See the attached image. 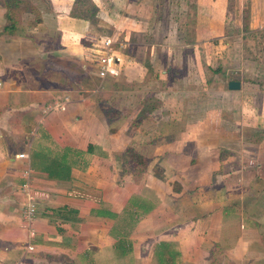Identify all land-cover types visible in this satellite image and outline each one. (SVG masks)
I'll return each instance as SVG.
<instances>
[{
	"label": "crops",
	"instance_id": "obj_1",
	"mask_svg": "<svg viewBox=\"0 0 264 264\" xmlns=\"http://www.w3.org/2000/svg\"><path fill=\"white\" fill-rule=\"evenodd\" d=\"M27 1L5 31L0 0V264H264V103L211 47L264 0Z\"/></svg>",
	"mask_w": 264,
	"mask_h": 264
},
{
	"label": "rangeland",
	"instance_id": "obj_2",
	"mask_svg": "<svg viewBox=\"0 0 264 264\" xmlns=\"http://www.w3.org/2000/svg\"><path fill=\"white\" fill-rule=\"evenodd\" d=\"M21 3L19 5H22V10L34 5H28L30 2L27 0H22ZM228 3L231 9L232 5H235V0H229ZM249 20L247 14L239 18L227 15V36L222 43L214 41L211 47L215 51L212 55L215 73L221 75L223 80H240L241 89L245 91L244 104L247 108L255 107L257 111L263 109L264 103V28L248 30ZM236 23L242 26L237 28ZM226 101L229 104L233 102L231 98Z\"/></svg>",
	"mask_w": 264,
	"mask_h": 264
},
{
	"label": "built area",
	"instance_id": "obj_3",
	"mask_svg": "<svg viewBox=\"0 0 264 264\" xmlns=\"http://www.w3.org/2000/svg\"><path fill=\"white\" fill-rule=\"evenodd\" d=\"M115 44H118V42H114L111 38L104 39L101 42V52L100 56L98 58V62L100 64L98 69V75L100 77H106L109 74H116L118 72V64L120 62V58L115 54L116 48L114 47ZM119 45V44H118ZM120 46V45H119ZM25 153L18 154V157H25ZM24 177H27L28 173L27 171H24ZM20 191L25 194L29 195L30 189L28 186V181L24 182L21 187ZM32 199L29 198V201L24 204L22 207V216L23 219L29 223L33 220L35 213H36V206L33 202H31ZM33 234V230H29V235ZM32 244H27V249L29 251L33 250Z\"/></svg>",
	"mask_w": 264,
	"mask_h": 264
},
{
	"label": "trees",
	"instance_id": "obj_4",
	"mask_svg": "<svg viewBox=\"0 0 264 264\" xmlns=\"http://www.w3.org/2000/svg\"><path fill=\"white\" fill-rule=\"evenodd\" d=\"M12 3V0H6V5H7V24L5 25L4 27V30L5 31H12L15 27V15H14V12L11 11V7H10V4ZM14 4H16L15 0L13 2V7H14ZM127 152H128V155L129 157L133 160V162L135 164H138L140 163L141 165H144L146 163V159L144 157H142L141 155H139L137 152H134L132 149L128 148L127 149ZM136 168V166H135ZM138 169H141L142 168H138ZM140 171V170H139Z\"/></svg>",
	"mask_w": 264,
	"mask_h": 264
},
{
	"label": "water",
	"instance_id": "obj_5",
	"mask_svg": "<svg viewBox=\"0 0 264 264\" xmlns=\"http://www.w3.org/2000/svg\"><path fill=\"white\" fill-rule=\"evenodd\" d=\"M240 86H241V84H240V81H238V80H231L228 82V88L230 90H238V89H240Z\"/></svg>",
	"mask_w": 264,
	"mask_h": 264
}]
</instances>
